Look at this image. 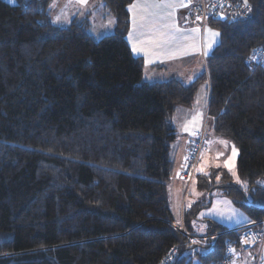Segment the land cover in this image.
Masks as SVG:
<instances>
[{"label":"trees","instance_id":"trees-1","mask_svg":"<svg viewBox=\"0 0 264 264\" xmlns=\"http://www.w3.org/2000/svg\"><path fill=\"white\" fill-rule=\"evenodd\" d=\"M49 1L0 0V264H160L172 249L166 264H220L240 228L204 219L219 236L191 243L176 227L201 234V205L183 207L180 223L169 207L172 116L205 82V117L237 146L245 184L223 170L216 181L213 168L198 185L264 218V0H247L245 18L205 22L218 41L187 83L141 80L126 40L133 0H102L115 26L99 38L86 18L54 25Z\"/></svg>","mask_w":264,"mask_h":264},{"label":"crops","instance_id":"crops-1","mask_svg":"<svg viewBox=\"0 0 264 264\" xmlns=\"http://www.w3.org/2000/svg\"><path fill=\"white\" fill-rule=\"evenodd\" d=\"M93 1L95 0H87L88 5H81L77 2V0H70V2L77 8V11L74 15L68 14L67 20L70 23L72 20H82L86 18L89 23L88 32L93 37L99 38L103 35L112 33L114 31L115 24L113 16L108 12L104 3L102 2L101 4L100 0H97L96 6H100V9H97L96 6H92ZM183 2H185V0H133L128 4L129 27L126 32V40L132 54L134 56L141 57L143 61L141 76V80L143 82L151 83L173 77L187 83L192 81L201 72V70L205 68V58L212 52L218 41V37L213 38L211 33L206 31V29H211L215 32H217V30H215V28H213L209 23H205L202 26L198 21H194L189 25L182 24L184 11L190 6L179 7V4ZM134 3L137 7L130 10V6ZM158 3H171L177 7L175 8L174 13L167 15L172 12V9L153 7L154 4ZM134 17L136 19L135 27L133 26ZM141 17H145L143 24H141ZM160 17H164V19H160ZM95 23L101 24L102 26L108 24V27L105 31H103V29H100V26L97 29L94 26ZM172 23H175V25L181 29V32H175L174 29L160 27V25H171ZM53 24L64 26L61 24ZM153 25L157 28L156 32L150 31V28H152ZM194 28H199L200 31L192 32L191 30ZM168 31H171L177 37L176 41L166 43L162 38H160V32ZM130 32L131 38L129 37ZM190 38H195L194 48H188ZM210 42L213 46L208 50V54L205 55V48ZM133 44H135L137 48L143 50L133 52ZM146 60L148 61L147 63ZM195 101L196 98L188 110L184 109L183 112H180L181 115L178 123H176V119L179 112H175L172 116V124L178 135L171 150L173 172L172 178L167 185V196L172 216L179 223L182 220L183 209L182 204L181 207L179 206L180 208H177V204L180 197H178V195L181 193L182 189V183L177 178V174L184 162L187 147L196 135L193 133H198V131L202 128L201 114L202 109L205 110L203 107L205 102L203 95L200 94L199 100L197 102ZM185 127L188 128V131L184 130ZM171 200L176 203H173L172 205ZM251 222L252 221L248 218L246 221H243L240 226H238L241 227ZM225 227H227L228 230L239 228L236 225ZM202 232L205 233V227ZM235 257L237 264H239V260L240 264H255L256 262L257 264H260V257L262 258V264H264V242L260 247H256L250 253L246 254L236 252Z\"/></svg>","mask_w":264,"mask_h":264},{"label":"rangeland","instance_id":"rangeland-1","mask_svg":"<svg viewBox=\"0 0 264 264\" xmlns=\"http://www.w3.org/2000/svg\"><path fill=\"white\" fill-rule=\"evenodd\" d=\"M9 1L10 0H6ZM244 1V0H242ZM15 2V0H14ZM11 2V3H14ZM102 0H100V3L102 4ZM49 8H48V13L51 22L53 23V20L55 17L60 16L61 17V22L60 23H55V24H61V25H69V22L65 23L64 18L69 15H74L75 12L77 11V8L70 2V0H50L49 1ZM88 5V4H87ZM97 5V0L92 2V6ZM97 9H100V6H96ZM94 13V11H93ZM98 23V22H97ZM95 23L94 26L98 29L100 26V29H103L105 31L108 27V24L105 26H102L101 24ZM95 28V29H96ZM216 30V29H215ZM102 31V32H103ZM195 44V38H190L188 48H194L193 45ZM202 71V70H201ZM204 96V108L206 104L205 96H206V83L203 82L199 85L198 91L196 93V101L199 100V95ZM190 108V107H189ZM189 108H181L177 112H179V115H177L176 123H178L179 118H180V112H183L184 109L188 110ZM201 124L204 125L205 131H206V138L208 140V148L201 154L197 168H196V173L186 188V186L182 183V189L181 193H179L178 197V204L177 208L182 204V209L185 207L187 209L190 207L192 204L195 205H201L200 208L197 210V218L193 219L191 221V225L193 227V233H202L204 227L206 226V222H204V219L207 220H214L222 225L225 226H234L236 225L237 227L240 226V224L243 221H246L244 218L246 217L248 219V215L238 208L232 200L224 194L222 189H212L207 190V187L205 188H200L199 187V182L203 179L202 177L205 175L207 176L210 171L213 168H218L219 174L217 176L220 177L219 182H221L222 177L224 176L221 171L223 170L224 172L227 173V175L230 177V180L232 182H237V168H236V161L238 157V148L235 144L232 142L228 141L224 137L217 136L213 133L211 129V124L209 119L205 117V110L202 109V114H201ZM216 136V137H215ZM226 141L227 145L220 143L221 141ZM233 146L235 147L236 150V155L233 158ZM218 153H223V155H220L217 157ZM225 161H230L233 164V169L232 171H229L228 168H225L224 162ZM219 165V167H217ZM203 168V172L198 171V169ZM233 172H235V175H233ZM216 176V181L217 180ZM239 178V177H238ZM240 180V179H239ZM169 183V182H168ZM207 184L211 183L210 179L208 178V181H206ZM260 185H264V175L260 178L259 180ZM168 198V196H167ZM183 199V200H182ZM224 201H231V204H226ZM176 203L175 201L171 200V204ZM216 205L217 209L221 210L224 212V215H219L216 212H210L209 210L213 208V205ZM179 207V208H180ZM231 209L236 210V215L232 218L231 216ZM242 214V215H241ZM176 220V219H175ZM177 221V220H176ZM237 221H239V224H237ZM239 225V226H238ZM240 264V260L238 262ZM260 264H262V258L260 257ZM194 264H199L197 261L194 262Z\"/></svg>","mask_w":264,"mask_h":264},{"label":"built area","instance_id":"built-area-1","mask_svg":"<svg viewBox=\"0 0 264 264\" xmlns=\"http://www.w3.org/2000/svg\"><path fill=\"white\" fill-rule=\"evenodd\" d=\"M247 8L248 7H245L235 0H191L189 8L184 11L182 24L185 25L198 21L203 25L211 19L245 18L248 14ZM197 16L200 17L199 20H197ZM207 147L208 141L205 137L204 129H202L191 141L185 154L184 168L177 174V178L186 186V188L192 181L193 173L200 155L207 149ZM176 228L185 235L188 242L193 243V241H197L196 244L200 245H213L220 234L219 232L192 234L186 232L182 226H177ZM239 228L240 233L237 247L227 244L220 264H233V261L237 264L235 257L236 252L247 254L263 244L264 218L252 221ZM253 237L255 238L254 243H242L243 240H250ZM230 248L235 249V254L229 252ZM173 251L174 249L167 254L160 264H166L172 256ZM255 264H257V262Z\"/></svg>","mask_w":264,"mask_h":264},{"label":"snow or ice","instance_id":"snow-or-ice-1","mask_svg":"<svg viewBox=\"0 0 264 264\" xmlns=\"http://www.w3.org/2000/svg\"><path fill=\"white\" fill-rule=\"evenodd\" d=\"M10 2H14V0H10ZM77 2H78L79 4H81V5H86V4H87V0H77ZM189 5H190V0H185V2L179 4V7H188ZM244 6L247 7V0H244ZM135 7H137V5L134 3L133 5L130 6V10H131L132 8H135ZM153 7H155V8H170V9H172V12H171V13H168L167 15H171L172 13H174L175 8H176L177 6L174 5V4H171V3H158V4H154ZM160 19H164V17H160ZM199 19H200V17L197 16V20H199ZM144 21H145V17H141V24H143ZM60 22H61V17H60V16L55 17L54 20H53V23H60ZM63 22H65V23L68 22L67 17L64 18V21H63ZM135 25H136V19H135V17H134V18H133V26L135 27ZM160 27H162V28H166V29H174L175 32H181V29L178 28V27L175 25V23H172L171 25L163 24V25H160ZM150 31L156 32V31H157L156 26L153 25V27L150 28ZM191 31H192V32H199L200 29H199V28H194V29H192ZM206 31L210 32L213 38L219 36V32H215V31H213V30H211V29H206ZM159 36H160V38H162V39L164 40V42H166V43L174 42V41L177 40V37H176L171 31H168V32H160V33H159ZM129 37L131 38V32H130V34H129ZM214 42H215V41H214ZM212 46H213V44H212L211 42L206 46V48H205V52H204L205 55L208 54V50H209ZM193 47H195V45H193ZM132 50H133V52H138V51H142L143 49L137 48V46H136L135 44H133V49H132ZM255 51H261V50H254V52H255ZM181 54H184V53H181ZM250 59L253 60V61H256V60H258V56L254 54L253 56L250 57ZM147 62H148V61L146 60V63H147ZM190 79H191V77H190ZM198 115H199V114H198ZM194 119H195V118H194ZM184 130H185V131H188V128L185 127ZM193 134H196V133H193ZM221 143L227 145V142H226V141H221ZM220 155H223V153H218V154H217V157H219ZM235 155H236V150H235V147L233 146V158L235 157ZM186 159H187V158H186ZM223 166H224L225 168H228L229 171H232V169H233V164H232L230 161H225ZM217 167H219V165H217ZM198 171L203 172L204 170H203V168H200V169H198ZM233 175H235V172H233ZM219 179H220V177L217 176V180H218V181H219ZM237 182H238V183H241L242 185L245 184V182L240 181L238 177H237ZM224 203H226V204H231V201H224ZM209 211H210V212H216V213L219 214V215H224V212L221 211V210H219V209H217V207H216L215 204L213 205V208L210 209ZM230 212H231V216H230V218H232V217H234V216L236 215V210H235V209H231ZM241 215H242V214H241ZM244 219L247 220L246 217H245ZM237 223H239V221H237ZM254 242H255V238H254V237H253L252 239H250V240L246 239V240H243V241H242V243H254ZM193 243H197V241H193ZM229 252L235 254V249H234V248H230V249H229ZM233 264H235L234 261H233Z\"/></svg>","mask_w":264,"mask_h":264}]
</instances>
